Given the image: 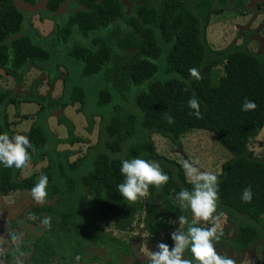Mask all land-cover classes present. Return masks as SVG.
<instances>
[{"label": "trees", "instance_id": "1", "mask_svg": "<svg viewBox=\"0 0 264 264\" xmlns=\"http://www.w3.org/2000/svg\"><path fill=\"white\" fill-rule=\"evenodd\" d=\"M100 12L105 14L98 10L95 15L80 12L72 17L70 23L78 25L81 38L99 23L113 21L99 18ZM189 29L185 27L175 37V47L167 52L163 66L157 64L156 58L164 51L153 35L147 36V43L140 36L118 31L108 39L103 35L95 37L93 46L77 40L68 49V57L82 65L85 78L102 77L94 102L99 110L111 112L89 113L85 109L88 93L83 86L72 87L68 101L63 97L55 102L48 98L47 104L41 106L40 117L48 116L54 108L79 104L77 111L86 115V131L92 134L97 130L96 144L74 162L66 161L73 151L58 147L85 141L75 134V124L67 116L57 117L59 124L68 129L67 138L51 137L45 118L38 119L28 131L12 129L9 106L19 108L22 102H35L37 95L33 90L20 96L0 87V133L9 137L25 135L32 145L29 156L37 154L33 160L46 162L44 168L28 177L22 176V169L0 167V196L17 198L14 206L0 203V246L8 264H95L102 257L99 251L108 245L134 254L132 242L123 237H129L135 227L143 228L151 240H161L171 250L174 241L169 234L185 231L193 219L187 206L182 210L176 201V194L181 189L190 190L191 183L182 163L157 152L153 134L178 145L180 138L194 129L212 132L233 155L222 165L221 173L214 174L217 198L212 216L226 217L229 225L224 233L216 232L215 251L218 253L217 247H222L224 258L234 254L241 258L257 244H264V157H257L249 148L264 129V54L249 51L247 41L214 51L204 35ZM37 35L13 0H0L2 72L22 83L30 67L52 60L51 50L37 41ZM73 35V28L64 25L58 37L66 43ZM218 66L223 69L215 83ZM190 69L198 75L192 76ZM192 98L198 103L199 117L192 115L194 110L188 107ZM246 99L255 102V109L241 110ZM134 157L154 161L168 176L160 186L149 185L147 203L140 197L129 202L117 190L122 182L121 159ZM88 165L89 170H83ZM40 176H46L48 183L45 199L38 202L31 197L30 189ZM245 188L251 192L250 201L241 199ZM179 216L185 217L184 224L178 221ZM74 226L97 229L95 243ZM199 226L206 227L200 222ZM114 232L123 235L115 236ZM90 247L95 254L87 257ZM185 251L191 260L189 251ZM147 260L138 264H147Z\"/></svg>", "mask_w": 264, "mask_h": 264}, {"label": "rangeland", "instance_id": "2", "mask_svg": "<svg viewBox=\"0 0 264 264\" xmlns=\"http://www.w3.org/2000/svg\"><path fill=\"white\" fill-rule=\"evenodd\" d=\"M236 16L232 23L223 24L222 26L216 25L211 31L208 33L209 42L215 51H220L226 49L231 43H242L245 41L247 32H253V37L256 32V36L254 39H250V44L248 46V50L255 54H263L264 53V15L260 16L256 23L253 26H248L243 20L244 18L234 14ZM32 25L33 29L40 32V35H37V41L42 45H45L51 48L52 52V60L48 63H41L38 67H30V69L23 74V82L24 86H21V95H29L33 88H36L37 91L39 89L38 94L40 92L42 94L48 93L50 87L48 85L51 83H56L53 92V100H58L59 98H63L68 101L69 100V92L74 86H83L88 93L86 108L89 113H94L97 115L101 114H109L110 109H98L95 104V93L97 89H99L103 80L101 76L85 78L82 75V65L77 61L68 57V49L71 48L74 43L77 41L76 39L72 42L69 48H66L62 45L58 47L53 44L51 32L52 26L47 23L40 22L39 19H33ZM48 27V28H47ZM258 27V31L255 28ZM47 28V29H46ZM32 29V28H31ZM32 29V31H34ZM222 66H218L215 73V83H218L219 77L222 74ZM44 73H43V72ZM47 72L48 75L43 77ZM62 76L64 79H62ZM43 77L45 82L40 87H38V83ZM48 77V78H47ZM61 77V78H60ZM38 81V82H37ZM59 81V82H58ZM19 83L17 82V78L8 76L2 70H0V87L6 91H14L20 90L18 88ZM36 86V87H35ZM52 92V91H51ZM17 94V93H16ZM43 96V95H42ZM20 113L26 114L30 116V118H36L37 112L40 110V104L36 102H22L20 104ZM77 107H80L79 104L75 106H70L60 111L59 113L67 116L69 120H71L75 124V134L79 137L84 138V142L82 144H77L74 146H69L66 144H62L58 147V150H71L73 151L72 159L83 156L89 147L96 144L98 138L97 130H94L92 134H89L86 131L88 126L86 115L83 112L77 111ZM17 109L14 105H10L8 108V120L10 121L11 128L17 129L19 131H28L30 130L33 122L31 119H21L17 117ZM42 119L46 118L45 115L41 116ZM48 125H46V129L49 131V135L53 138H67L69 136L68 129L57 123L56 118H48ZM100 122V117H96V126L98 127ZM52 139V138H51ZM153 141L155 143V148L158 153L167 156L171 159L182 163L183 166L188 165L196 170L197 173H212L218 174L222 171V165L231 160L233 155L229 152L215 137L212 132L194 129L192 131L187 132L180 138V144L174 145L166 138L153 134ZM249 148L255 153L257 157H264V129L259 134L257 138L251 141ZM37 156V154L33 156H29V160L26 163L25 167L22 168V176L28 177L35 172H39L45 164H40L38 161L33 160V158ZM62 159L63 156H61ZM71 158V157H70ZM85 168L84 170H86ZM186 169V168H185ZM187 172V169H186ZM188 179L191 177L189 175ZM141 202L147 203L148 198L146 197V193L144 196L140 197ZM5 202V204H12L14 206L17 203L16 197H8L6 195L0 196V203ZM213 215V214H212ZM210 216L206 221H200L201 224H205L206 227L216 226V232L224 233V231L229 227L226 217H216ZM76 230L82 234L89 241H96L98 238V231L95 228L91 227H81L74 226ZM109 231H112L111 228H108ZM115 236L122 237L123 234L121 232H114ZM129 237H123L126 240H130L129 243L132 242L134 255L140 257L141 260H147L154 251H158L159 249L156 247L158 242H154L151 240L147 234L143 231V228H132ZM160 243V242H159ZM217 251L220 256H224L225 251L222 247H217ZM114 255V254H113ZM189 257L192 259L191 252H189ZM183 258V257H182ZM230 260L232 264H264V244H257L256 248H254L251 252L246 253V255H242L241 258L234 254L230 255ZM112 264V262H111Z\"/></svg>", "mask_w": 264, "mask_h": 264}, {"label": "flooded vegetation", "instance_id": "3", "mask_svg": "<svg viewBox=\"0 0 264 264\" xmlns=\"http://www.w3.org/2000/svg\"><path fill=\"white\" fill-rule=\"evenodd\" d=\"M13 1L15 2L16 7L18 3L22 5L37 7L41 5L44 0ZM98 10H102L105 12V14L100 12L101 16H99V18L112 19L113 21L109 24L99 23L95 29L89 31L88 36L81 38V36L79 35L81 33L79 32L78 25L70 23L72 17H75L80 12H88L90 14H94V12H97ZM23 12L25 13L26 20L30 22V27L32 29L34 27L32 25V22L35 18L39 19L40 22L47 23L52 26V32L50 35L52 37V41L54 40L53 44H55L57 47L59 45H62L66 48H69V46L75 39L82 42L85 41V43L87 42L88 44L93 46V40L95 39V37L103 35L108 39L111 35L115 34L118 31H120L123 35L140 36V39L146 41L147 43L150 40V38L147 36L153 35L156 37L155 41L157 42V44L162 46L164 51L162 56L156 58L157 64L163 66L166 64L165 61L167 52L175 47V37L178 34L184 32L185 27H189L191 29H189L190 32L204 35L206 37L207 43L211 46L208 33H211L212 29L216 27V25L222 26L223 24L232 23L233 20L237 18L236 16H233L234 14H236L244 18L243 21L248 26H253L256 23L257 19L260 16L264 15V0H47L46 7L41 8L40 11L32 12L24 10ZM185 19H190L192 21H187ZM64 25H67L68 28H73L74 33L73 37L66 43L63 37H58V34L62 31ZM255 29L256 31L259 30L258 27ZM34 32H37V34L40 35L39 31L34 30ZM244 33L246 34V39L242 43L247 41L249 46L250 39H254V37L256 36V32L254 34V37L252 31H245ZM165 36L174 37L166 39ZM242 43L236 44L233 42L231 44L240 45ZM50 50L52 49L50 48ZM136 52H138V49L136 50ZM40 64L41 62L39 63V65ZM45 73L46 74L43 75V77L48 75L47 72ZM43 77L39 82L37 81L38 83H40L38 84V87H40L43 83H48L44 81ZM62 79H64L63 76ZM18 83V88H20V90L16 89L15 93L22 96L18 93H21V86H24V82L22 81V83ZM48 85L50 87V90L48 91L46 96L41 92L40 94H38L39 89L37 91L36 88H33L31 91H35L37 95L35 99L40 104V110L41 106L44 103L47 104L48 101L46 100H48V98L51 101L55 102V100H53L52 94L54 92L56 83H48ZM12 105H14V107L17 109V117H20L23 120L31 119V122H33L31 123L32 125L38 119H41L38 114L40 110L37 112L36 118H30V116L20 113V107L17 108L15 104ZM63 110L64 109L62 107L52 109L49 115L45 116L46 118L44 120L46 125H48V118L54 117L57 120L58 116L63 115L59 113ZM57 123L59 124L58 120ZM73 157L75 156L72 155L71 158H69V160L66 159V161L74 162L76 159H78H72ZM39 162L40 164H45L42 168L46 166V162L44 160L42 162L38 161V163ZM89 167L90 166L88 165V167L85 168H88L89 170ZM154 242L159 243L161 242V240ZM91 243L94 244L95 242ZM131 247L133 250V246ZM93 251L94 250L92 249V247H90L87 251V257L95 254L93 253ZM99 255L100 257H102L99 260L96 259L97 261H95L96 263L94 262L95 264H111V262L112 264L142 263V260L139 261L137 255L131 253L125 254L120 251V249H112L110 245H108V248L101 249L99 251Z\"/></svg>", "mask_w": 264, "mask_h": 264}, {"label": "clouds", "instance_id": "4", "mask_svg": "<svg viewBox=\"0 0 264 264\" xmlns=\"http://www.w3.org/2000/svg\"><path fill=\"white\" fill-rule=\"evenodd\" d=\"M192 76H197L195 69H190ZM188 107L194 110L191 114L199 117V106L195 98L189 99ZM254 101L245 100L241 110L255 109ZM171 122V117L168 118ZM32 149L25 135L14 134L9 137L0 133V167L20 170L29 160ZM187 175L191 177V189H181L176 194L179 207L184 210L185 205L193 217L185 231H173L169 234L174 245L160 242L156 245L159 249L154 251L147 260V264H232L230 259L220 256L214 249L213 242L218 239L216 226L200 227V221H206L216 208L217 176L212 173H197L196 170L185 165ZM119 172L122 182L117 185L120 196L129 201H135L147 192L149 185L160 186L168 181L167 174L161 172L159 166L151 160L139 157L121 159ZM48 178L40 176L35 185L30 189V195L35 201H43L46 196ZM241 199L251 200V192L245 188ZM178 221L185 223V217L179 216ZM191 252L192 259L186 256V251ZM183 257V258H182Z\"/></svg>", "mask_w": 264, "mask_h": 264}, {"label": "water", "instance_id": "5", "mask_svg": "<svg viewBox=\"0 0 264 264\" xmlns=\"http://www.w3.org/2000/svg\"><path fill=\"white\" fill-rule=\"evenodd\" d=\"M46 2H47V0H44V1L42 2V4L39 5V6H37V7L28 6V5H22V4L18 3V4H17V7H18L19 9L23 10V11H24V10H27V11H32V12H38V11H40L41 8L46 7ZM140 260H141V259H140V257H139V261H140Z\"/></svg>", "mask_w": 264, "mask_h": 264}, {"label": "built area", "instance_id": "6", "mask_svg": "<svg viewBox=\"0 0 264 264\" xmlns=\"http://www.w3.org/2000/svg\"><path fill=\"white\" fill-rule=\"evenodd\" d=\"M0 264H8L7 263V257H6L5 252L1 246H0ZM20 264H30V263L23 262Z\"/></svg>", "mask_w": 264, "mask_h": 264}]
</instances>
